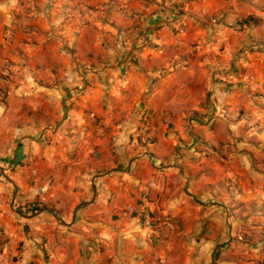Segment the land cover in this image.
I'll return each mask as SVG.
<instances>
[{
  "label": "crops",
  "instance_id": "obj_1",
  "mask_svg": "<svg viewBox=\"0 0 264 264\" xmlns=\"http://www.w3.org/2000/svg\"><path fill=\"white\" fill-rule=\"evenodd\" d=\"M162 4L140 33L124 36L130 47L81 64L56 52L58 65L28 73L6 97L8 15L0 12V253L8 264H264L216 201L220 164L195 158L204 156L197 137L215 145L209 136L218 132L192 121L211 112L215 83L202 59L211 51L195 53L193 34L172 35Z\"/></svg>",
  "mask_w": 264,
  "mask_h": 264
},
{
  "label": "rangeland",
  "instance_id": "obj_2",
  "mask_svg": "<svg viewBox=\"0 0 264 264\" xmlns=\"http://www.w3.org/2000/svg\"><path fill=\"white\" fill-rule=\"evenodd\" d=\"M163 1L172 35L184 42L193 34L195 53L211 51L202 57L215 83L211 112L192 121L218 132L209 136L215 145L197 137L204 156L195 158L220 164L216 201L230 210L249 255L264 259V0H0L10 55L2 94L42 65H58L56 52L81 64L130 47L124 36L140 33L148 11Z\"/></svg>",
  "mask_w": 264,
  "mask_h": 264
},
{
  "label": "built area",
  "instance_id": "obj_3",
  "mask_svg": "<svg viewBox=\"0 0 264 264\" xmlns=\"http://www.w3.org/2000/svg\"><path fill=\"white\" fill-rule=\"evenodd\" d=\"M145 129H147V126L145 127ZM38 208V204L37 203H32V204H29L27 207H26V210L29 212V211H32V210H36ZM8 254L6 253V249L4 248L3 251L0 253V264H8ZM162 264L161 261H153L151 264Z\"/></svg>",
  "mask_w": 264,
  "mask_h": 264
},
{
  "label": "trees",
  "instance_id": "obj_4",
  "mask_svg": "<svg viewBox=\"0 0 264 264\" xmlns=\"http://www.w3.org/2000/svg\"><path fill=\"white\" fill-rule=\"evenodd\" d=\"M245 22H247V21H245ZM0 168L4 169V167L2 165H0ZM32 212H35V210H32Z\"/></svg>",
  "mask_w": 264,
  "mask_h": 264
}]
</instances>
